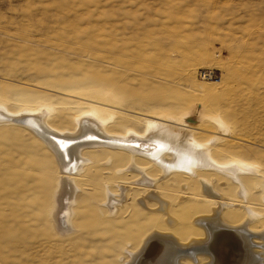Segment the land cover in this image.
Listing matches in <instances>:
<instances>
[{
	"label": "rangeland",
	"instance_id": "374dc122",
	"mask_svg": "<svg viewBox=\"0 0 264 264\" xmlns=\"http://www.w3.org/2000/svg\"><path fill=\"white\" fill-rule=\"evenodd\" d=\"M204 69L211 78L201 77ZM86 98L115 100L111 134L142 132L139 114H167L182 117L185 131L201 143L220 133L212 119L220 118L229 137L212 154L259 166V173L241 177L244 203L264 211V0H0V102L7 108L0 118V264H123L149 231L177 233L191 224L177 214L206 198L189 175L178 171L160 180L154 159L133 158L156 178L166 215L135 184L141 176L128 167L126 151L87 147L79 153L86 158L82 172L65 175L47 146L12 124L23 121L17 112L25 104L49 105L48 127L74 133ZM60 172L77 186L69 208L74 229L67 234L55 229L48 211ZM220 176L209 178L238 201L235 184ZM120 185L127 188L122 194ZM106 192L127 201L112 213ZM190 192L194 197L178 199ZM169 214L178 218L172 228Z\"/></svg>",
	"mask_w": 264,
	"mask_h": 264
},
{
	"label": "bare ground",
	"instance_id": "6f19581e",
	"mask_svg": "<svg viewBox=\"0 0 264 264\" xmlns=\"http://www.w3.org/2000/svg\"><path fill=\"white\" fill-rule=\"evenodd\" d=\"M85 100L81 104H86L88 109L75 118L77 127L74 133L48 127L47 119L53 111L49 105L27 108L29 106L25 104L26 106L17 112L18 118L24 117L21 119L23 121L12 120V124L29 129L47 146L55 154L65 175L73 174L79 167L80 170L76 173L82 172V162L85 157H80L79 153L87 147H107L126 151L130 154L128 167L132 171L139 172L141 176L135 184L144 187L145 197L157 201V208L165 214L168 204L158 194L157 180H154L156 178L150 179L142 173L141 168L134 166L133 158L137 156L144 158L142 155L145 154L147 159H154L152 161L158 163L157 168L163 173L160 180L178 171L181 175H189L185 177H188L191 183H195L201 194L212 201L209 203L203 197L202 200L188 202L189 204L182 208L180 215H177L183 219L191 218V224L179 228L177 233L171 230L149 231L141 237L132 251H128V258L123 264H247L248 262L251 264L255 261L264 264V211H255L249 203H244L247 201L248 189L241 177L259 173V166L237 157L217 160L213 156L212 151L216 142L229 137L224 121L213 117L221 131L213 136L215 138L211 136L201 143L193 138L192 133L185 131L186 126L182 125V117H169L167 114H139L144 117L142 132L127 130L123 134H111L107 131V126L116 114L115 100L109 103L88 98ZM6 111L4 103L0 102V118L6 116ZM191 129L197 130L198 127ZM163 145L168 148L163 150ZM159 156L170 162L165 163L164 160L161 161L162 158L157 160ZM199 164L213 170H200L202 168L197 166ZM218 174L221 175L220 179H224L222 181L235 184L238 201H229L227 196L215 188L214 179L209 177ZM65 175L63 173L59 175L56 189L51 194L48 210L53 214L54 224H57L55 229L61 234H67L74 229L71 223L72 212L69 208L74 204L77 191V186H74ZM123 186H118L121 194L127 189ZM106 193L107 201L104 205L112 213H115L123 201H127L125 195L118 200L120 193L117 200L113 197L117 193ZM190 195L194 197L190 192L183 196L178 195V199L187 201ZM145 197H142L144 203ZM143 201L141 203L144 205ZM177 219L169 214L166 218L168 227L172 228ZM187 245L191 247L189 251Z\"/></svg>",
	"mask_w": 264,
	"mask_h": 264
},
{
	"label": "built area",
	"instance_id": "2783aa9c",
	"mask_svg": "<svg viewBox=\"0 0 264 264\" xmlns=\"http://www.w3.org/2000/svg\"><path fill=\"white\" fill-rule=\"evenodd\" d=\"M202 78H211V71H206L205 69L201 72Z\"/></svg>",
	"mask_w": 264,
	"mask_h": 264
}]
</instances>
